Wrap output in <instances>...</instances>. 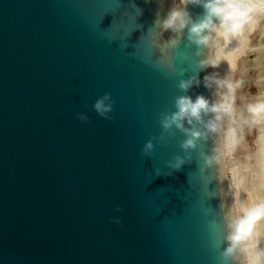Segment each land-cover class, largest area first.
<instances>
[{
	"label": "water",
	"instance_id": "1",
	"mask_svg": "<svg viewBox=\"0 0 264 264\" xmlns=\"http://www.w3.org/2000/svg\"><path fill=\"white\" fill-rule=\"evenodd\" d=\"M158 9V0H0V264H225L224 215L264 199L256 133L240 148L224 139L220 165L205 172L200 153L211 154L217 137L180 169L166 163L184 156L179 131L156 144L153 158L141 149L159 136L160 113L175 110L177 95L218 99L204 77H226L229 63L245 83L226 126L248 131L239 97L259 91L264 37L250 33L228 49L217 38L213 68L201 67L209 50L196 56L187 29L163 31L161 44L180 42L169 49L173 67L157 64ZM188 10L194 20L204 11ZM197 74L199 86L180 92L179 80ZM105 92L114 120L92 108ZM257 246L264 235L249 256Z\"/></svg>",
	"mask_w": 264,
	"mask_h": 264
},
{
	"label": "clouds",
	"instance_id": "2",
	"mask_svg": "<svg viewBox=\"0 0 264 264\" xmlns=\"http://www.w3.org/2000/svg\"><path fill=\"white\" fill-rule=\"evenodd\" d=\"M158 3L159 9L152 28L156 32L158 38L156 48L160 52V56L156 59L157 64L166 62L169 67H173L169 49L178 46L180 42L176 38L161 44L160 35L163 31L171 30L179 37L187 29L189 46H196V56L203 55L204 49L209 50L208 57L199 61L201 67L213 68L219 67L221 63L212 55L213 49L217 47V38L223 47L228 49L233 41L238 45L250 33L259 31L264 37V0H173L172 6L163 18L162 12L166 0H158ZM190 4L202 6L204 9L203 14L195 20L188 10ZM139 10L141 13L142 10ZM257 51H264V49ZM229 66L231 71L224 78L216 74L204 77L205 87L210 89L215 87L218 99L214 102H210L203 94L198 95L195 100L186 94L176 96L175 110L160 113L162 131L158 137L154 136L144 144L141 149L143 156L153 158L156 144L168 143L170 137L179 131L184 136V139L180 141L184 156L174 155L166 163L171 169H180L187 160L192 158L193 150H196L202 141H207L210 136L217 137L216 146L211 154L200 153L203 160L200 171L205 172L220 165L224 139H230L234 148H240L246 144L248 135L255 132L256 137L252 143L255 144L260 157L264 158V64L254 67L257 76L253 83L259 91L251 98L239 97L244 103L245 126L248 131L226 126V122L232 121L237 114L239 108L237 94L245 83V79L235 77V70L230 63ZM194 84L196 86L200 84L198 74L188 79L181 78L177 87L180 92L187 93ZM114 104L111 92H105L94 102L92 108L102 118L114 120L112 115ZM208 114L212 115L205 120ZM77 118L83 122H89V117L84 112L77 113ZM259 170L264 172V160L259 164ZM155 172L159 175L161 169L155 168ZM122 210V206H117V212ZM112 220L114 223H121L120 217H113ZM224 220L227 232L221 256L225 264H231L233 261H239L240 264H264V249L257 246L255 254L248 255L250 242L264 235V199L242 207L238 215L225 214Z\"/></svg>",
	"mask_w": 264,
	"mask_h": 264
}]
</instances>
